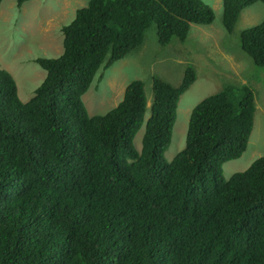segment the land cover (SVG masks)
I'll return each instance as SVG.
<instances>
[{
	"label": "trees",
	"instance_id": "trees-1",
	"mask_svg": "<svg viewBox=\"0 0 264 264\" xmlns=\"http://www.w3.org/2000/svg\"><path fill=\"white\" fill-rule=\"evenodd\" d=\"M257 1L221 0L223 29ZM214 18L205 0H88L61 25V52L35 58L45 73L30 99L0 68V264H264V154L222 174L252 129L246 83L228 80L193 106L171 159L179 96L195 78L189 63L177 85L151 76L149 106L141 79L104 113L82 101L100 67L149 30L164 46ZM239 43L264 70V17Z\"/></svg>",
	"mask_w": 264,
	"mask_h": 264
},
{
	"label": "rangeland",
	"instance_id": "rangeland-1",
	"mask_svg": "<svg viewBox=\"0 0 264 264\" xmlns=\"http://www.w3.org/2000/svg\"><path fill=\"white\" fill-rule=\"evenodd\" d=\"M88 0H16L0 2V68L9 71L17 86L18 98L25 102L32 97L45 70L35 58L55 57L62 50L61 25L69 22L76 8ZM215 10L209 24H191L185 39H174L164 46L157 43L154 30H149L142 44L108 67L101 66L94 75L82 101L90 115L104 113L122 97L127 83L144 80L147 104L152 97L151 76L154 74L178 84L186 63L195 69V78L180 94L172 139L166 150L171 159L184 144L187 121L193 106L231 80L246 83L254 93L255 113L249 140L244 152L223 163L224 178L242 171L264 154V70L258 69L239 43L242 28L264 17V4L245 6L232 32L227 33L219 16L221 0H205ZM259 18V19H256ZM256 19V20H255ZM149 110L145 113L148 117ZM143 126L134 143L139 149Z\"/></svg>",
	"mask_w": 264,
	"mask_h": 264
},
{
	"label": "bare ground",
	"instance_id": "bare-ground-1",
	"mask_svg": "<svg viewBox=\"0 0 264 264\" xmlns=\"http://www.w3.org/2000/svg\"><path fill=\"white\" fill-rule=\"evenodd\" d=\"M73 192V191H72ZM64 196V195H63ZM83 204V203H82ZM76 207V206H75ZM232 249V248H231ZM228 251V250H227ZM157 253V252H156Z\"/></svg>",
	"mask_w": 264,
	"mask_h": 264
},
{
	"label": "crops",
	"instance_id": "crops-1",
	"mask_svg": "<svg viewBox=\"0 0 264 264\" xmlns=\"http://www.w3.org/2000/svg\"><path fill=\"white\" fill-rule=\"evenodd\" d=\"M249 140V139H248ZM244 152V151H243Z\"/></svg>",
	"mask_w": 264,
	"mask_h": 264
},
{
	"label": "clouds",
	"instance_id": "clouds-1",
	"mask_svg": "<svg viewBox=\"0 0 264 264\" xmlns=\"http://www.w3.org/2000/svg\"><path fill=\"white\" fill-rule=\"evenodd\" d=\"M176 120V119H175Z\"/></svg>",
	"mask_w": 264,
	"mask_h": 264
}]
</instances>
